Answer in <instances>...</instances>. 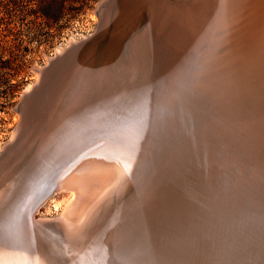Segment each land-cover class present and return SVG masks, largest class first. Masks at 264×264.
I'll return each instance as SVG.
<instances>
[{
	"label": "bare ground",
	"instance_id": "bare-ground-1",
	"mask_svg": "<svg viewBox=\"0 0 264 264\" xmlns=\"http://www.w3.org/2000/svg\"><path fill=\"white\" fill-rule=\"evenodd\" d=\"M44 68L0 150L9 260L264 264V0H120Z\"/></svg>",
	"mask_w": 264,
	"mask_h": 264
},
{
	"label": "rangeland",
	"instance_id": "rangeland-1",
	"mask_svg": "<svg viewBox=\"0 0 264 264\" xmlns=\"http://www.w3.org/2000/svg\"><path fill=\"white\" fill-rule=\"evenodd\" d=\"M100 1L86 0L81 5L78 0L72 7L66 6L56 23L40 13L32 15L24 10L0 24V150L10 141L17 118L20 121L17 106L26 88L34 82L36 69L46 67L58 49L95 32ZM61 195L52 196L43 204L39 215L57 216L62 208ZM55 206H59L58 210Z\"/></svg>",
	"mask_w": 264,
	"mask_h": 264
},
{
	"label": "trees",
	"instance_id": "trees-1",
	"mask_svg": "<svg viewBox=\"0 0 264 264\" xmlns=\"http://www.w3.org/2000/svg\"><path fill=\"white\" fill-rule=\"evenodd\" d=\"M77 2L78 0H0V24L5 23L12 16L23 13L24 10L32 15L40 13L48 21L56 23L62 17L66 6L72 7ZM79 2L82 5L86 0Z\"/></svg>",
	"mask_w": 264,
	"mask_h": 264
},
{
	"label": "water",
	"instance_id": "water-1",
	"mask_svg": "<svg viewBox=\"0 0 264 264\" xmlns=\"http://www.w3.org/2000/svg\"><path fill=\"white\" fill-rule=\"evenodd\" d=\"M119 3H120V0H102V1H100L98 3V5H97V9H96L98 23H97L95 32L90 37H88L86 39H83V40H80L77 43L71 44L65 51H63L62 54L57 55L55 57V59L51 60L49 62V64L43 69L42 74L43 73L45 74L49 70V68L51 66H53L59 59L64 57V55H66L68 52L73 51V50L81 47L85 43H88L89 41H91L93 39L94 36H96L98 33H100L103 30L104 26L108 23L112 12L117 8ZM42 74H41V77H42ZM28 100H29V95L28 94H24L21 97V100H20V102H19V104L17 106V111H18V113L20 115V123H19L20 129L22 128L21 126H22V124L24 122L23 119H26V117L28 119V116L26 115V114H28V112H27L28 111L27 105H28V102H29ZM24 116H25V118H24ZM18 131L19 132H18V134L16 135V138L13 141L14 142V144H13L14 147L12 146L13 147L12 150L15 147H18V146H22V145H23L22 147L27 146L29 141H30V138H32V134H30V132H28L29 136H30L29 138L26 137V138L23 139L24 135H23L22 138H19L20 130H18ZM17 139H18V141H17ZM10 146L11 145H8L7 147H10ZM5 148L6 147L4 146V149ZM4 149H3V151H4ZM3 155H6V153L1 152L0 157H2Z\"/></svg>",
	"mask_w": 264,
	"mask_h": 264
},
{
	"label": "snow or ice",
	"instance_id": "snow-or-ice-1",
	"mask_svg": "<svg viewBox=\"0 0 264 264\" xmlns=\"http://www.w3.org/2000/svg\"><path fill=\"white\" fill-rule=\"evenodd\" d=\"M16 243L13 235L8 233L0 234V250L7 249L11 251ZM0 264H14V262L7 258V254L4 251H0Z\"/></svg>",
	"mask_w": 264,
	"mask_h": 264
}]
</instances>
